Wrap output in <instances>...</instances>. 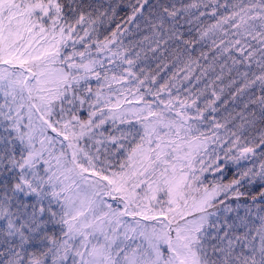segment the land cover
<instances>
[{
  "label": "snow or ice",
  "instance_id": "6c2138e0",
  "mask_svg": "<svg viewBox=\"0 0 264 264\" xmlns=\"http://www.w3.org/2000/svg\"><path fill=\"white\" fill-rule=\"evenodd\" d=\"M0 264H264V0H0Z\"/></svg>",
  "mask_w": 264,
  "mask_h": 264
}]
</instances>
